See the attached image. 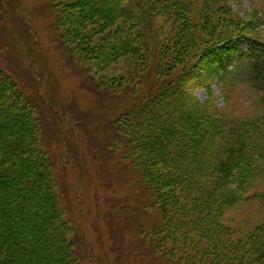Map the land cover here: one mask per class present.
Wrapping results in <instances>:
<instances>
[{"label": "trees", "instance_id": "16d2710c", "mask_svg": "<svg viewBox=\"0 0 264 264\" xmlns=\"http://www.w3.org/2000/svg\"><path fill=\"white\" fill-rule=\"evenodd\" d=\"M194 2L80 0L96 20L121 24L124 35L112 49L101 53L84 45L77 49L64 44L83 66L95 59V67L100 69L118 58L159 49L150 70L165 82L156 84V90L142 98L138 97L141 91L137 99L132 98L129 109L115 118L113 134L107 132L101 137L104 153L98 154L102 164H107L111 152L105 153L106 139L115 142L123 132L126 140L122 159L140 173L145 189L158 188L162 225L151 237H142L143 242L141 238L134 240V246L138 249L140 242L146 249L147 241L168 264H264V228L238 240L219 238L226 235L219 214L245 202V194L259 177H264V125L256 121L228 124L209 107L195 103L188 92L187 84L200 76L191 64L183 65L196 40L188 20L193 22V16L200 19L203 12H207L206 19L210 15L212 19L217 7H201ZM152 17L156 21L173 17L183 21L180 48L167 53L170 51H165V44L156 46L159 36ZM236 36L241 35L214 37L202 48L197 44V57L206 56L225 42L233 44ZM241 38L251 43L247 64L250 79L254 86L264 88V42L249 36ZM164 67L168 71H161ZM207 69L214 72L213 66ZM178 70L179 76L171 78ZM5 74L0 67V264H78L76 231L66 218L67 209L60 204L52 164L40 144L39 112L31 98ZM99 84L110 86L104 80ZM104 124L103 120L99 125ZM176 249L189 258L178 260L173 254Z\"/></svg>", "mask_w": 264, "mask_h": 264}, {"label": "rangeland", "instance_id": "374dc122", "mask_svg": "<svg viewBox=\"0 0 264 264\" xmlns=\"http://www.w3.org/2000/svg\"><path fill=\"white\" fill-rule=\"evenodd\" d=\"M194 1L197 6L217 7L212 19L211 15L206 19L207 12H203L200 19L193 16V22L188 20L196 40L183 65L191 64L200 75L187 84L188 92L195 103L209 107L228 124L256 121L263 126L264 88L254 86L250 79L251 43L241 37L264 42V0ZM152 21L159 36L156 46L165 44L167 53L181 47L178 37L184 36L179 32L183 21L176 17L157 21L152 17ZM120 25L96 20L80 0H0V67L39 112L40 144L51 161L60 204L67 209L66 218L76 231L78 264H168L147 241L146 249L140 242L138 249L134 246V240L151 237L161 227V201L158 188L145 189L140 173L122 159L125 134L121 132L115 142L106 139L105 153L111 152L107 164H102L98 155L104 153L101 137L113 134L115 118L129 109L139 91L142 98L155 91L156 84L165 82L150 70L159 49L118 58L100 69L95 59L83 66L64 44L104 52L124 35ZM233 34L241 35L233 44L225 42L197 57V44L206 47L214 37ZM212 66L214 72L207 69ZM161 71L168 70L164 67ZM177 73L179 70L171 78L179 76ZM100 80L110 86L99 87ZM113 87L117 89L111 91ZM103 120L105 124L99 125ZM256 182L245 194V202L219 214L226 228V235L219 238L238 240L264 228V177ZM173 254L178 260L189 258L181 249Z\"/></svg>", "mask_w": 264, "mask_h": 264}]
</instances>
